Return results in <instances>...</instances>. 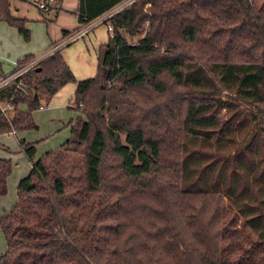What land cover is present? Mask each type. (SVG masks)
I'll return each instance as SVG.
<instances>
[{
    "label": "trees",
    "instance_id": "trees-1",
    "mask_svg": "<svg viewBox=\"0 0 264 264\" xmlns=\"http://www.w3.org/2000/svg\"><path fill=\"white\" fill-rule=\"evenodd\" d=\"M119 7L93 78L76 82L70 43L0 89V135L69 83L81 114L36 162L20 142L0 264H264V0H79L60 41ZM11 171L0 159V198Z\"/></svg>",
    "mask_w": 264,
    "mask_h": 264
},
{
    "label": "crops",
    "instance_id": "crops-1",
    "mask_svg": "<svg viewBox=\"0 0 264 264\" xmlns=\"http://www.w3.org/2000/svg\"><path fill=\"white\" fill-rule=\"evenodd\" d=\"M39 1L40 0H11L10 8L12 16L27 21L25 26L30 32L29 42L23 40L17 29L0 21L1 74L3 67L6 65L16 66L17 63L26 56H32L33 59L44 56L53 48L52 44L61 40L63 32L71 31L78 26L76 12L79 0H53L49 5L50 7L46 10L39 9ZM31 7L37 8L38 13H32V10H30ZM42 11L49 12L47 15H41L40 12ZM67 15L73 17L76 21V25L72 23V29H69L70 27H66L64 24ZM103 25L104 24L97 25L85 36L80 38L83 40V43L77 42L73 44L74 42H72L71 45L73 44V46L69 45L71 46L70 48H68V46L61 51V56L73 73L76 82L93 78L96 75L99 49L101 46L106 45L111 37V34ZM51 26H57L55 28L56 30H52ZM73 62H76V65H73ZM76 85L77 84L70 88L64 86L55 94V97H58L59 102H67L66 104L69 105L68 96L72 92L75 93ZM66 89L69 90L66 91ZM19 109L25 110V107L20 106ZM39 110H44L43 106L42 109ZM8 134L15 136L17 132Z\"/></svg>",
    "mask_w": 264,
    "mask_h": 264
},
{
    "label": "rangeland",
    "instance_id": "rangeland-1",
    "mask_svg": "<svg viewBox=\"0 0 264 264\" xmlns=\"http://www.w3.org/2000/svg\"><path fill=\"white\" fill-rule=\"evenodd\" d=\"M32 13H38V9L31 7ZM47 12H40L41 15H47ZM53 23V22H52ZM76 25V21L73 17L67 15L64 20L66 27L72 29L73 24ZM72 25V26H71ZM57 26H51L52 30H56ZM103 27L106 28L105 25ZM107 30V28H106ZM83 43L82 39L74 41ZM73 44L71 46H73ZM69 46L68 48H70ZM80 64V62H79ZM76 65V62H73ZM74 67V66H73ZM15 66H5L2 69L1 77L10 74ZM76 83H69L65 86L70 88ZM63 88V87H62ZM69 89H66L68 91ZM69 94V93H68ZM70 106L72 105L74 93L72 92L69 96ZM67 103V102H66ZM66 103L58 101V97L55 95L48 101H41V105L44 110L36 109L30 113L31 119L36 126L34 129H26L16 131L17 134L0 135V159L9 160L12 164V171L7 179V193L4 197L0 198V215L7 213L17 200V187L18 183L28 176L32 164L28 160L25 153L22 151L20 142L24 141L26 144H33L35 146V157L34 162L46 156V154L58 150L70 137V127L68 126L70 121L76 120L81 114L77 111L68 109ZM2 108H8L6 114H10L11 110L5 103H0ZM69 106V107H70ZM7 251V244L4 235L0 228V257Z\"/></svg>",
    "mask_w": 264,
    "mask_h": 264
},
{
    "label": "built area",
    "instance_id": "built-area-1",
    "mask_svg": "<svg viewBox=\"0 0 264 264\" xmlns=\"http://www.w3.org/2000/svg\"><path fill=\"white\" fill-rule=\"evenodd\" d=\"M53 0H40L38 2V7L40 10H46L47 7L52 3ZM120 9L116 8L115 10L107 13L106 15L102 16L101 18L93 21L92 23L84 26L83 28H81L79 31L71 34L70 36H68L67 38L63 39L58 45L54 46L47 54H45L44 56L37 58V59H33L32 61H30L27 64H24L23 66H15L14 70L8 74L7 76L1 77L0 79V89L5 87L6 85L10 84L11 82H13L14 80L18 79L19 77H21L24 73H26L27 71H29L31 68L35 67L39 62H41L43 59H45L48 55L60 50L61 48H63L64 46L82 38L83 36H85L89 31H91L93 28H95L97 25L99 24H104L107 28V31L110 33L112 32V26L107 23L105 24V22L107 21V19H109L116 11H118ZM1 111L3 113H7L8 108H2L0 105ZM10 108V107H9ZM39 109H42V107H40ZM15 131H13L12 133H14Z\"/></svg>",
    "mask_w": 264,
    "mask_h": 264
}]
</instances>
